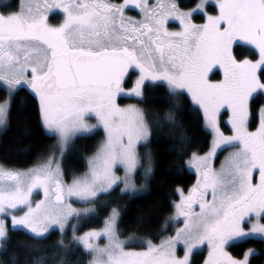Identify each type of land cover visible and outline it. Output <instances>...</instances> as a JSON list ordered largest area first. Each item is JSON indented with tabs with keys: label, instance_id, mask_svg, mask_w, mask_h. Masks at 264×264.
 Returning <instances> with one entry per match:
<instances>
[{
	"label": "snow or ice",
	"instance_id": "snow-or-ice-1",
	"mask_svg": "<svg viewBox=\"0 0 264 264\" xmlns=\"http://www.w3.org/2000/svg\"><path fill=\"white\" fill-rule=\"evenodd\" d=\"M207 5L208 0L194 7H185L184 0H20L16 5L0 0V87L6 93L0 99V128H7L16 95L26 90L53 140L27 168L15 167L7 157L0 160V251L7 252L17 232L37 242L17 240L14 246L26 251H39L40 242L58 232L50 247L73 255L79 248L91 257L87 264H196L205 244L203 264H252L251 257L260 255L251 247L238 255L228 248L256 238L264 243V0H215V14ZM130 7L139 18L126 14ZM54 10L62 13L55 25L49 22ZM196 14H202V23L194 22ZM170 19L178 21L179 30L167 27ZM239 42L249 46L250 58L234 53ZM214 69L222 71V79H211ZM130 70L137 74L126 88ZM157 88L164 95L149 96ZM120 97L136 103L121 106ZM155 99L168 106L163 116L141 107ZM222 109L230 134L221 127ZM181 111L196 115L200 131L211 137L203 154L204 144L194 143L177 119ZM164 125L179 134L174 138L180 148L170 151L187 156L184 163L196 174L186 191L173 189L179 199L170 202L174 212L163 230L170 222L182 226L158 244L146 240L142 250H126L117 206L102 228L78 234L108 206L102 197L146 187L137 186L138 175L144 181L155 175L148 145ZM100 130L86 171L67 182L69 148L78 137ZM229 148L217 169V154ZM34 193L42 198L34 200ZM69 225L72 235L65 243ZM101 236L107 239L103 246L97 242ZM11 259L16 264L15 251ZM60 264L80 261L61 255Z\"/></svg>",
	"mask_w": 264,
	"mask_h": 264
},
{
	"label": "trees",
	"instance_id": "trees-1",
	"mask_svg": "<svg viewBox=\"0 0 264 264\" xmlns=\"http://www.w3.org/2000/svg\"><path fill=\"white\" fill-rule=\"evenodd\" d=\"M13 5H16L18 0H11ZM115 2H123V0H115ZM199 0H184L185 7H193ZM210 12H216L215 5H208ZM194 20L203 21L202 14L194 15ZM58 22V21H57ZM234 53L238 58L251 57L249 46L243 43L234 45ZM213 79L221 76L219 70L214 72ZM131 79L128 80L125 86L131 85ZM5 90L0 87V99L5 97ZM164 95L163 88H157L149 93L151 97H159ZM185 108L189 107L188 101H183ZM150 110L159 112L162 116L167 110V105L160 99H155L147 105H142ZM227 112L222 114V126L229 131V126L224 120ZM177 119L181 121L187 130V134L194 139L195 142L204 144L201 153L208 149V144L205 141L211 140L210 136H205L200 131L201 122L196 115L190 114L189 111H181L177 113ZM257 121H253L251 128L255 129ZM179 134L164 125L156 129L153 134L152 143L148 145L155 161V175L148 179L147 189L136 194H120L119 189L111 194V197H102L101 199H109V204L103 209H98L99 216L93 217L89 222L84 223L80 227L79 232L85 231L89 228L99 227L103 225L104 218L108 215L112 207L119 206L123 220L119 224L122 238H134V246L142 247L143 242L151 240L153 242L159 241L164 235L173 231L171 225L168 226L167 231H164L165 220L173 212L170 206L171 201L179 198L178 194H173V189L179 187L187 190L196 181V174L191 171L184 163L188 157H179L176 151L170 149L180 148V144L174 138ZM102 130L95 135L87 137H78L74 144L69 148L66 159L64 160V168L66 171V178L70 179L74 174L85 171L86 157L90 156L94 150L97 142L102 139ZM50 139L42 129L39 119L35 113V105L33 98L26 90H21L17 93L16 99L12 105L11 114L7 128L0 131V160L5 157L15 167L30 166L36 156L46 151L48 145L52 144ZM141 151H145L141 148ZM139 176V175H138ZM146 221L144 226L137 225V219ZM59 239V233L53 232L47 240L41 243L39 251H26L15 247L17 240L25 241L27 243H37L25 236L22 232L13 234V245L9 246L7 252L0 251V261L4 264H12V253H17L16 264H32V260L44 257V264H60V256L71 262L76 260L80 264H87L91 259L89 255H84L80 249H76V255L71 252L65 253L63 250H58L50 247L53 241ZM71 239V234L68 231L65 237V243ZM255 247L260 251V255L251 257L252 264H264V243H261L258 238L249 239L244 243L229 247L228 250L233 255H238L244 250ZM53 253H59L53 258ZM205 256V252L198 251L195 256L196 264H201Z\"/></svg>",
	"mask_w": 264,
	"mask_h": 264
},
{
	"label": "rangeland",
	"instance_id": "rangeland-1",
	"mask_svg": "<svg viewBox=\"0 0 264 264\" xmlns=\"http://www.w3.org/2000/svg\"><path fill=\"white\" fill-rule=\"evenodd\" d=\"M20 2V0H18V2H17V4ZM151 2H154V0H151ZM119 3V2H118ZM210 4H212V5H215V0H208V5H210ZM208 5H207V10H208ZM194 7V6H193ZM216 11H217V9H216ZM208 12L209 13H211V14H215L216 12H210L209 10H208ZM127 15H129V16H132V17H136V18H139V11L138 12H134V13H132L131 11H129V10H127V13H126ZM61 19H62V13H60L59 12V10H54L52 13H50L49 14V22L51 23V24H53V25H55V24H57L58 22H60L61 21ZM193 20H194V17H193ZM58 21V22H57ZM194 22L195 23H202L203 21H201V22H198V21H195L194 20ZM167 27L170 29V30H173V31H175V30H179V23H178V21H174V20H169V22H168V24H167ZM240 43H243V42H240ZM244 44V43H243ZM216 70H219V69H214V72L216 71ZM220 71V70H219ZM134 72V71H133ZM220 73H221V76L219 77V78H217V79H213L212 78V75H211V79H213V80H218V79H222L223 78V73H222V71H220ZM137 73H133V76H132V79L130 80L131 82V85H129V86H125L126 88H128V87H131L132 86V83H133V81H134V79H135V75H136ZM121 106H123V105H126V104H129V103H136V101L135 100H133V99H127V98H124V97H120V98H118V101H117ZM141 107H142V105H141ZM224 111H226V110H223L222 109V114H223V112ZM227 119H228V113L226 114V116L224 117V120L226 121V123H227ZM221 120H222V115H221ZM89 123H92V124H95L96 123V121H95V119H90L89 120ZM228 124V123H227ZM228 126H229V128H230V125L228 124ZM221 127H222V130H224L225 131V134H230V131H228V130H225V128L222 126V123H221ZM4 128H0V131L1 130H3ZM250 130H255V129H252L251 127H250ZM208 150V149H207ZM206 150V151H207ZM140 151H141V149H140ZM205 151V152H206ZM230 151H232V149H227V150H225V151H222V152H219L218 154H217V156H216V158H215V160H214V166L218 169L219 167H220V165H221V162L224 160V158L228 155V152H230ZM142 152V151H141ZM201 154H203V153H201ZM31 166V165H30ZM27 167H29V166H27ZM27 167H18V168H27ZM191 171H193L194 173H195V170L194 169H191V168H189ZM85 171H86V169H85ZM84 172V171H83ZM82 172V173H83ZM82 173H78V174H74V175H79V174H82ZM118 175H123V170L122 169H120L119 171H118ZM73 177V176H72ZM72 177L70 178V179H67L66 178V176H65V179H66V181L67 182H71V179H72ZM146 184V187L141 191V192H143V191H145L146 189H147V183H148V180L147 181H144L143 179H141V178H139V176H138V179H137V186L139 187V185L140 184ZM121 187H122V185H121ZM190 188V187H189ZM186 191V190H185ZM140 193V192H139ZM131 194H136V193H131ZM42 198V193H40V194H37V193H34L33 194V199L34 200H38V199H41ZM179 199V198H178ZM177 199V200H178ZM74 206L75 207H78V208H83V207H86L87 205H84V204H81V203H74ZM198 210V209H197ZM173 212H174V210H173ZM173 212L170 214V216L173 214ZM73 223H75V221H73ZM169 225H171L172 226V228H173V231H171V232H169V233H167L166 235H164L161 239H163V238H165V237H167V236H171V235H174L175 234V228H177V227H181L182 226V224L181 223H175V222H170V224ZM103 227V225H101V226H99V227H94L95 229H100V228H102ZM89 229H93V228H89ZM89 229H86L85 231H88ZM69 232H70V234L72 235V233H71V226L69 225V230H68ZM85 231H81V232H78V234H82L83 232H85ZM119 238L122 240V241H125V249L126 250H135V251H140V250H142L143 249V247H145L146 245L144 244V242H143V246L142 247H136V246H134V245H132V244H134V238L133 237H129V238H122L120 235H119ZM161 239H159V241H157V242H153V243H156V244H158L159 242H160V240ZM259 239V238H258ZM101 246H103V245H105L106 243H107V239L105 238V237H103V236H101L99 239H98V241H97ZM251 248H255V247H251ZM255 249H257V248H255ZM204 251L205 252V256H204V259L205 258H207V253H208V248H207V245L205 244V245H202L199 249H198V251ZM229 251V250H228ZM178 254L179 255H182L183 254V252H182V246H180V247H178ZM203 259V260H204ZM201 264H203V261H202V263Z\"/></svg>",
	"mask_w": 264,
	"mask_h": 264
},
{
	"label": "flooded vegetation",
	"instance_id": "flooded-vegetation-1",
	"mask_svg": "<svg viewBox=\"0 0 264 264\" xmlns=\"http://www.w3.org/2000/svg\"><path fill=\"white\" fill-rule=\"evenodd\" d=\"M128 10H129V11H131L132 13H134V12H138V10H137V9H135V8H132V7H130Z\"/></svg>",
	"mask_w": 264,
	"mask_h": 264
},
{
	"label": "water",
	"instance_id": "water-1",
	"mask_svg": "<svg viewBox=\"0 0 264 264\" xmlns=\"http://www.w3.org/2000/svg\"><path fill=\"white\" fill-rule=\"evenodd\" d=\"M132 70H130V74H131Z\"/></svg>",
	"mask_w": 264,
	"mask_h": 264
}]
</instances>
